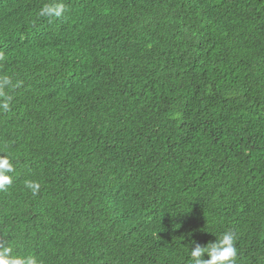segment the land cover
Wrapping results in <instances>:
<instances>
[{
    "label": "trees",
    "instance_id": "1",
    "mask_svg": "<svg viewBox=\"0 0 264 264\" xmlns=\"http://www.w3.org/2000/svg\"><path fill=\"white\" fill-rule=\"evenodd\" d=\"M49 2L0 0V75L18 83L0 249L191 264L231 231L237 264H264V0H52L63 14L40 16Z\"/></svg>",
    "mask_w": 264,
    "mask_h": 264
},
{
    "label": "clouds",
    "instance_id": "2",
    "mask_svg": "<svg viewBox=\"0 0 264 264\" xmlns=\"http://www.w3.org/2000/svg\"><path fill=\"white\" fill-rule=\"evenodd\" d=\"M65 11L63 3H56L50 0L39 10L40 16L60 17ZM0 59L3 55L0 54ZM18 87V83H13L10 75H0V111L9 110L12 97L6 91L9 88ZM14 171V165L10 162V156H0V191H7V187L12 185V178L7 174ZM25 188L36 195L40 189V183L35 180L25 181ZM236 235L234 232L226 231L213 242H208L203 246H196L190 251L191 264H237L238 250L235 246ZM12 247L0 249V264H42L34 255H13ZM207 255V259L203 257Z\"/></svg>",
    "mask_w": 264,
    "mask_h": 264
}]
</instances>
